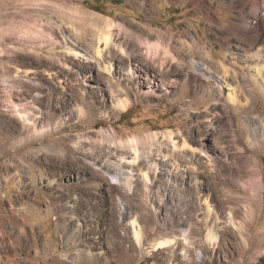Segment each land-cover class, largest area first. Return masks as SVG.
Wrapping results in <instances>:
<instances>
[{
    "label": "rangeland",
    "instance_id": "rangeland-1",
    "mask_svg": "<svg viewBox=\"0 0 264 264\" xmlns=\"http://www.w3.org/2000/svg\"><path fill=\"white\" fill-rule=\"evenodd\" d=\"M250 7L0 0V264H264V96L241 109L187 80L191 59L215 68L192 43L243 53Z\"/></svg>",
    "mask_w": 264,
    "mask_h": 264
},
{
    "label": "bare ground",
    "instance_id": "bare-ground-1",
    "mask_svg": "<svg viewBox=\"0 0 264 264\" xmlns=\"http://www.w3.org/2000/svg\"><path fill=\"white\" fill-rule=\"evenodd\" d=\"M263 5H264V0H251L250 13L251 15L255 16L256 19L253 21V23L246 20L245 23L243 24L246 27V31L243 34L245 38H243L241 41V44L243 45L242 47L243 53H239L236 50H232L231 49L232 46L229 43H225L223 46L224 49L223 52L220 54L218 58H216L217 60L214 61L213 59L215 58L212 56V54L209 51L204 50L205 48L201 49L200 47H197L195 43H192V45L188 47L189 51L187 52H192L194 54H201L206 60H208L210 64L215 65V68H211L210 66H204L200 62L191 59V62L193 63L194 66L188 73L187 80L190 82L194 81L195 86L200 87L201 90H203V92L205 93V95L203 96H207L208 99L210 100L212 99L215 101H222L224 105H229L230 103H233L236 104L241 109L246 107L247 109L250 110H253V102H254L253 98L255 96L258 97L259 95L264 96V45L259 43L260 41L259 35H261L259 33L261 32L260 31L259 33L257 32V29H259L258 27L260 26V21L258 20L259 17L257 16H259L260 14H264V12H262L264 10L262 9L261 11V6ZM111 22L112 21L107 20L106 25L109 27L112 24ZM66 42L68 45L71 46L70 49L73 51L72 53L74 55L81 53L72 47V46L78 47L79 46L78 44L72 42L71 40L68 41L66 40ZM97 54H99V50H97ZM229 80H234L236 82V86H233V88H231V90L228 91L227 94H225L222 92V88L224 84H227V86L231 85L228 82ZM239 93H244L247 96H249L248 97L249 99L247 100L246 104L242 105L237 101V96ZM199 98L202 99V97ZM213 104H217V102H214ZM118 105L123 107L124 102H121L119 100ZM171 135H172L171 131L166 133V136H171ZM188 140L193 141L194 137L188 138ZM42 145L47 151H49V153H52L55 156V158H58L57 160H61L62 162V164L60 163L61 165H64L63 163L68 164L69 162L68 159L70 158H69V152L66 149L60 147V145L56 143L44 142ZM183 145L185 146L183 147L185 151L187 150L189 151L187 143L184 139H183ZM32 152L37 153V151L36 152L32 151ZM96 153L98 155L102 154L101 151H96ZM102 156L103 155H101L99 158L102 159ZM70 160L71 163L68 166H66L67 169L69 168L73 169L75 164L72 163L77 164L78 162L77 158H71ZM103 168L110 169L109 165H107L106 167L103 166ZM80 177H81L80 181L82 180L84 181V173L81 174ZM92 177L93 180L91 181V183L87 184V186L93 188L99 194L100 191L104 188L103 186L105 184L106 179L98 174ZM88 187L85 186V188L83 189H86ZM87 192L89 191L87 190ZM32 215L35 217V220L36 219L42 220L48 217L47 214L42 215L41 211L38 210L34 211ZM79 224H77L76 230H80ZM70 240L72 241L73 239ZM79 254L80 253L78 251L76 255Z\"/></svg>",
    "mask_w": 264,
    "mask_h": 264
}]
</instances>
